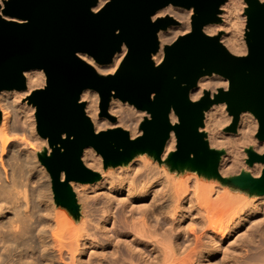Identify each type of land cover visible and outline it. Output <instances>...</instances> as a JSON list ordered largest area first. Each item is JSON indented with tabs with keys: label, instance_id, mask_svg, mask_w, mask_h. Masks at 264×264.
<instances>
[{
	"label": "bare ground",
	"instance_id": "bare-ground-1",
	"mask_svg": "<svg viewBox=\"0 0 264 264\" xmlns=\"http://www.w3.org/2000/svg\"><path fill=\"white\" fill-rule=\"evenodd\" d=\"M106 2L99 0L93 10ZM245 5L244 0H227L221 7L222 22L203 28L211 36L225 30L220 42L235 55L247 54L246 16L241 14ZM192 15V9L169 5L153 16L178 21L159 31L156 64L164 58L165 45L191 30ZM126 52L123 46L104 65L81 57L107 75L117 71ZM24 76L26 89L0 92V264H264V195L248 197L222 182L204 183L196 171L181 180L147 154L106 171L100 154L87 146L82 161L101 172V179L89 184L71 181L81 220L77 224L59 210L61 216L51 194L50 175L38 155L47 139L37 133L36 108L28 100L45 86L46 76L40 69L27 70ZM228 85L218 74L203 76L190 98L199 100L205 91L214 94ZM81 100L86 101L96 132L123 127L131 138L142 133L145 111L112 98L107 115H101L100 96L93 89H85ZM111 116L117 119L112 121ZM231 120L225 103L205 112L202 130L210 148L222 151L218 172L224 178L242 172L259 177L264 165L246 164L247 148L264 153V141L255 137L257 119L242 112L236 131L230 133L224 126ZM171 121L177 122L173 113ZM175 149L172 132L162 160Z\"/></svg>",
	"mask_w": 264,
	"mask_h": 264
},
{
	"label": "water",
	"instance_id": "water-1",
	"mask_svg": "<svg viewBox=\"0 0 264 264\" xmlns=\"http://www.w3.org/2000/svg\"><path fill=\"white\" fill-rule=\"evenodd\" d=\"M227 0H3L0 3V92L27 88L24 72L43 70L44 87L28 98L35 106L36 129L47 139L51 152L39 156L52 180L55 200L73 213L78 211L71 181L94 182L99 174L86 167L82 154L93 147L104 165L117 166L135 154L157 159L174 132L176 149L168 157L174 166L207 176L218 174L222 151L210 148L204 127L205 112L225 103L235 132L242 112L258 120L257 138L264 141V3L244 0L247 7L246 55L231 53L219 35H208L205 25L220 21ZM173 5L192 9L191 30L165 45L164 58L156 64L158 33L178 21L153 16ZM127 48L119 68L103 75L81 55L98 64H110ZM225 77L228 89L205 91L199 100L190 91L203 76ZM93 89L100 96L101 115H107L112 98L145 111L141 135L131 138L116 127L95 131L81 94ZM177 117L175 124L171 114ZM111 120H115L113 116ZM247 163L264 165V153L247 150ZM241 189L264 195V168L259 177L242 172L232 178Z\"/></svg>",
	"mask_w": 264,
	"mask_h": 264
},
{
	"label": "rangeland",
	"instance_id": "rangeland-1",
	"mask_svg": "<svg viewBox=\"0 0 264 264\" xmlns=\"http://www.w3.org/2000/svg\"><path fill=\"white\" fill-rule=\"evenodd\" d=\"M261 2H263L264 3V1H261ZM247 7V5H245V8ZM245 8L243 9V11H242V15H245L246 16V14H245ZM222 13V12H221ZM220 16V21L219 22H217V23H221L222 22V18H221V14L219 15ZM246 19H247V17H246ZM178 24V23H177ZM245 29H246V21H245V24H244V26H243V37H244V39H245ZM226 33V31L225 30H223V31H220L218 34H216V35H219L220 37L222 36V35H224ZM223 89V88H222ZM224 90V89H223ZM211 92V91H210ZM212 93V92H211ZM25 101V100H24ZM82 101V100H81ZM85 102V104H86V101H84ZM32 105V104H31ZM227 114H228V116H231V118H232V120H231V122L229 123V124H227V125H225L224 126V131H227V132H230L231 133V131H229V127L231 126V124H232V121H233V116L232 115H230L229 114V112H228V110H227ZM0 116H1V112H0ZM114 118H115V120L117 119L115 116H113ZM145 117H149V115L146 113V112H144V114H143V118H142V121L141 122H143V120H144V118ZM114 120V121H115ZM113 121V120H112ZM257 122H258V120H257ZM114 128H116V127H114ZM121 128H123V127H121ZM258 128H259V123H258ZM108 129H112V128H108ZM37 130V129H36ZM107 130V129H106ZM141 130V129H140ZM201 131H203L202 129H201ZM203 132H205V131H203ZM206 133V132H205ZM257 133H258V129H257V131H256V133H255V137H256V139H258L257 138ZM141 135V134H140ZM207 135V134H206ZM206 139H207V136H206ZM208 140V139H207ZM259 140V139H258ZM248 149H252V150H254L253 148H247L246 150H248ZM255 151V150H254ZM44 152H47V153H50L51 152V148L49 147V144H48V142H47V146H45V145H43V146H41L40 148H39V150H38V155L40 156V155H43V153ZM247 152V151H246ZM255 152H257V151H255ZM258 153V152H257ZM144 154H147L148 156H149V158L150 159H152V160H154V161H157L158 162V164H159V166H164V167H166L172 174H174V175H176L178 178L180 177L181 178V180L185 177V178H189V176H190V173H191V175L194 173V171L192 170V169H189V168H187V167H182V166H180V165H178V166H174L172 163H170L169 161H168V159L164 162L163 160H162V158L160 157L159 159H157L154 155H150V154H148V153H140V154H135L129 161H128V163H130L133 159H137V158H139L140 156H142V155H144ZM262 154V153H261ZM248 155V154H247ZM101 156V155H100ZM102 157V156H101ZM247 159H248V156H247V158H246V164H248L247 163ZM102 160H103V158H102ZM41 161V160H40ZM42 163V162H41ZM127 163V164H128ZM162 164V165H161ZM249 165V164H248ZM253 165H255V164H253ZM252 165V166H253ZM118 166V165H117ZM117 166H113V165H111V164H109V165H107V166H104V168H105V170L106 171H108L109 169H112V167H117ZM249 166H251V165H249ZM45 167V166H44ZM46 168V167H45ZM90 169V168H89ZM47 170V169H46ZM92 171H94V172H96V173H98L99 174V178L96 180V181H98L99 179H101V172H99V171H96V170H93V169H91ZM48 172V171H47ZM49 173V172H48ZM198 173V172H197ZM199 174V176L202 178V180H203V182L205 183H215V182H217V183H220V182H222V184L224 185V186H226L227 188H238V189H240L241 191H242V193L245 195V196H248V197H253V196H257V195H259V194H253V193H251L250 192V190H248V189H241V188H239L238 186H236L233 182H232V178H234V177H236V176H238V175H234V176H232V178L230 177V178H224V177H222L220 174H219V172H218V174L217 175H214V176H207V175H205V174H203V173H198ZM50 175V174H49ZM182 176V177H181ZM253 176V175H252ZM228 179V180H227ZM184 180V179H183ZM186 180V179H185ZM219 180V181H218ZM50 181H51V194L54 196V192H53V187H52V180H51V177H50ZM96 181H94V182H84V183H95ZM53 198V197H52ZM54 201L56 202V200H55V196H54ZM77 202V201H76ZM56 204H58L57 202H56ZM77 204H78V202H77ZM57 206V211L61 214V216H62V213H63V215H65V217L64 218H67L66 216H70V219L71 220H73L74 222H78V223H80V220H81V215H80V211H79V204H78V211L76 212V213H73L72 211H70L69 209H67L66 207H64V206H62V205H60V204H58V205H56ZM59 210H62L63 212H60ZM77 223V224H78Z\"/></svg>",
	"mask_w": 264,
	"mask_h": 264
}]
</instances>
